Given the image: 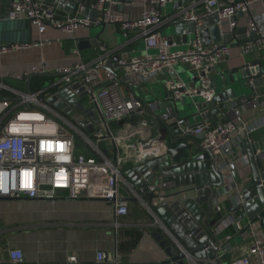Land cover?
Returning <instances> with one entry per match:
<instances>
[{"label": "built area", "instance_id": "obj_1", "mask_svg": "<svg viewBox=\"0 0 264 264\" xmlns=\"http://www.w3.org/2000/svg\"><path fill=\"white\" fill-rule=\"evenodd\" d=\"M90 1L93 3L89 4ZM169 1L139 0L144 7L143 13L138 19L125 20L114 10L117 0H85L73 14L67 16H61L57 7L44 0H11L5 21L31 22L40 35L46 34L49 29L74 34L80 29L102 24H120L127 41L133 36L145 41L146 52L140 56L121 57L119 68L115 70L117 75L105 71V62L99 57L94 62H82L63 69H52L43 62L40 69L14 79L21 84L20 87L0 79V89L9 94L0 98V198H26L51 203H56L62 197L72 200L116 198V216L126 217L130 213L129 202L119 203L118 190L124 184L132 189L125 174L129 169L136 170L142 163V149L137 148L136 144L140 143L143 147L153 145L160 128L148 123L146 115L159 108L163 110L166 107L162 105L163 102L170 105V102L179 103L187 98H200L201 104L193 102L198 115L218 109V119L203 120L202 125L183 129V134L193 139L203 135L199 146L216 158L228 187L224 190L225 197L233 200L238 196L226 220L228 224L235 222L239 211H242L239 207L244 204L242 191L248 183L253 182L251 171L248 176L241 177L239 183H235L232 176L233 172L238 173L240 165L250 169L245 138L253 139L257 156L263 151L256 146L254 136L264 129V86L256 88L252 82L264 78V15L255 14L252 6L264 4V0H198L185 7H176L175 4L174 12L166 15L164 8ZM128 3L134 4L133 0H128ZM199 7L203 8L198 10ZM87 10L98 12V18L93 21L86 16ZM215 15L219 19L217 25L222 36L235 33L239 29L240 19H246L248 31L244 43L240 45V56L251 60L241 70L255 71L249 78L252 93L223 103L217 102L218 92L212 88V77L225 80V72L219 67L230 58L231 48L221 44L206 46L201 35L205 21ZM172 21L195 27L186 43L183 40L177 42L176 39L172 44L168 43L164 28L169 26L170 30ZM182 44L188 46L184 49L174 47ZM31 46L30 43L17 42L0 45V56ZM154 50L157 53L151 52ZM180 65L186 66L196 76L195 82L187 84L176 76L175 70ZM33 73H50L53 77L29 94L26 83ZM163 78L167 98L160 101L155 96L156 100H148L149 97L142 100L135 88L145 87ZM74 84H79L85 95H77L72 102H65L59 97V92L71 90ZM53 97H59L58 102L64 101L66 107L75 112L74 115L83 116L86 124L79 125L72 116L50 104L48 100ZM78 102L82 110L75 107ZM85 111L92 113L94 118ZM163 111V119L167 120V110ZM254 112L257 116H247ZM101 116L108 124L110 139L106 138L107 131ZM174 118L178 126L188 121L177 116ZM122 121L123 126H117ZM90 127L94 128L93 132L87 131ZM130 162H133V166L127 169ZM159 190L157 183L150 184L149 191L157 196L147 205L152 216H155L157 208L167 204ZM138 199L145 204L142 197ZM219 200L215 203L216 216L223 214L222 206L217 204ZM153 228L171 235L167 226L158 220ZM262 228L260 222L251 223L249 220L245 227L238 224L239 236L249 244L247 253L225 264H264ZM221 229L220 226L216 233L219 238ZM231 239V236L224 237L221 244L225 245ZM227 251V246L223 247L219 257ZM7 255L10 264L24 263L25 255L21 249L9 248ZM69 260L77 263L78 257L73 256ZM108 261L121 264L118 258L115 260L106 252L97 254L98 263ZM188 261L189 264H198L193 257ZM204 264L216 263L209 261Z\"/></svg>", "mask_w": 264, "mask_h": 264}, {"label": "crops", "instance_id": "obj_2", "mask_svg": "<svg viewBox=\"0 0 264 264\" xmlns=\"http://www.w3.org/2000/svg\"><path fill=\"white\" fill-rule=\"evenodd\" d=\"M84 1L78 3L77 0H69L68 2L76 5L75 12ZM10 3L11 0H0V23H2L3 17L7 15ZM92 3L93 1H90L89 4ZM133 3L132 5L128 3V0H117L114 10L125 20L138 19L143 13L144 7L139 0H133ZM202 8L199 7L198 10ZM252 9L255 14L264 15V4L256 3ZM174 10L175 0H170L164 8V13L170 15ZM73 13L59 10L61 16ZM169 28V26L165 27L164 31L168 33ZM239 28H247V21L243 17L240 19ZM35 32V40L32 39L31 34L30 42H28L33 46L0 56V79L4 80L5 83L20 87L21 84L14 79L25 73H31L34 69H40L43 62H46L52 69L72 68L78 63L94 62L101 57L105 48H108L110 52H115L120 57L140 56L146 52L145 41L137 36H133L127 41L120 24H102L88 29H80L74 34H65L53 29H49L44 35H40L36 29ZM162 34L165 35L163 31ZM96 37L100 43L99 47L92 46L84 51L78 49L79 41ZM6 38L7 41L0 42V45L15 43L11 33ZM187 46L182 44L174 47L184 49ZM151 52L157 53V50ZM250 60V58L242 59L240 46L233 47L230 58L219 67V70L228 73L242 69ZM175 71L177 75L171 74L170 76L176 75L183 80L185 67L180 65ZM189 74L190 83L195 82L196 76L190 72ZM164 78L145 85V93L154 95L150 96L148 100H156L157 98L160 101L164 100ZM142 92L144 93V91ZM163 103L162 105L166 106L164 109L167 110L170 106L169 103ZM194 109L196 107L193 102L189 104L184 101L179 102L175 116L192 121ZM163 110L159 108L149 111L146 115L147 122L156 128L160 127L164 120L165 112ZM247 116L253 118L257 116V113H249ZM254 139L256 146L264 151V129H261L254 136ZM195 140L198 144L202 141V139L197 138ZM132 163H127V169L133 166ZM250 171L251 169L240 165L238 174L244 178L249 175ZM158 181L159 194L164 196L167 202V196L177 192L178 189L173 187L169 180ZM118 196L133 200L129 202V215L123 218L116 216L113 202L100 199L72 200L62 197L56 203H51L45 200L0 198V264H10L7 255L9 248L21 249L24 252L23 264H109L113 262L98 263L97 254L103 251L114 258L116 247L118 248V260L121 264H156L165 259L164 251L153 236L155 232L159 231L153 228L156 220L167 226L164 218L156 211L154 212L155 216H152L147 207L151 202L133 188L131 189L129 185H122L118 190ZM138 197H142L145 204ZM217 204L223 208V214L216 216L215 219L216 223L223 220L220 225L223 230L221 229L219 244L221 245L224 237H232L230 241L226 242L228 251L219 257L221 262L225 264L226 261L247 253L249 244L244 243L239 236L238 224L245 227L248 220L243 219L244 213L239 211L235 222L228 224L225 218L228 217L235 201H230L224 197ZM167 228L171 233L170 228L168 226ZM125 230H139L142 232V237L134 251L129 254H120L119 243L122 239L120 232ZM262 235L264 237V227L262 228ZM73 256L78 257L77 263L70 262L69 259ZM207 262L209 263V260H204V263Z\"/></svg>", "mask_w": 264, "mask_h": 264}, {"label": "water", "instance_id": "obj_3", "mask_svg": "<svg viewBox=\"0 0 264 264\" xmlns=\"http://www.w3.org/2000/svg\"><path fill=\"white\" fill-rule=\"evenodd\" d=\"M46 3L57 7L59 10H65L69 13H73L76 5L74 3L66 2V0H44ZM82 0H77L80 3ZM198 0H175L176 7H185ZM93 21H95L99 13L91 12L87 10L85 13ZM6 16L3 17L2 23H0V42L7 41V36L12 34V40L17 43L30 42V35L33 32L31 22L21 21H5ZM219 19L217 15L208 18L204 26L201 27V35L203 43L206 46L212 44H221L226 47H239L244 43L245 34L247 28L237 29L235 33L226 34L222 36L221 30L217 25ZM195 31L194 26L184 25L177 21H172L171 30L168 31V43L172 44L174 39L177 42L180 40L187 42L188 38ZM4 34V35H3ZM4 36V38H3ZM10 40V37H8ZM242 42H240V41ZM99 47L100 43L98 37L90 40L79 41L78 49L84 51L90 47ZM101 60L105 62L103 69L108 73L117 75L115 72L119 68L118 62L120 56L115 52H110L108 48L104 49L101 55ZM253 69L243 71L237 69L231 73H223L225 80L219 84L216 78L212 77V88L218 92L217 102L223 103L229 99L239 98L241 92L236 86L237 83H242L244 88L253 90V87L259 88L264 86V78H257L252 82L249 78L254 75ZM35 77L51 78L52 74H30L27 80V92L32 93V80ZM138 94L142 96V100L150 97L148 93H143L144 86H138L135 88ZM250 93V94H251ZM77 95H85V91L79 84H74L71 90H61L59 97H62L65 102H72V99ZM244 95H247L244 93ZM168 94L165 92L164 97L167 98ZM59 97H53L48 100L50 104L68 116H72L79 125L86 124V120L81 115H74V111L69 110L66 107V103L58 102ZM188 102L187 100L184 101ZM192 102L201 104L202 100L195 99ZM191 102V103H192ZM178 102H170V106L167 109V120L162 121V124L158 130L157 141L153 145H144V147L137 143L136 147L142 149L140 158L142 163L136 170L129 169L126 171V177L131 187L139 194H142L144 198L152 202L156 199V195L149 191V186L154 181L159 184L158 180L166 179L171 182V185L178 189L177 192L167 196V204L162 205L155 211L164 218L167 226L171 230V235L159 230L154 233L155 239L160 244L164 254L166 256L160 262L156 264H189L188 259L190 257L196 258L198 264H204V260L215 262L216 264H223L219 258L221 251L225 245H220V238L216 235L217 229L222 224V221L215 222V203L219 199L225 197L224 190H227V184L220 173L217 160L210 151L203 150L198 142L192 137L185 136L183 129L195 128L198 125L203 124V120L217 121L218 109L213 110L211 113L202 115L196 118V121L188 120L186 124L178 126L175 114L178 111ZM209 106L213 107V104ZM75 107L82 110V105L78 102ZM89 116L93 117L92 113L85 111ZM94 118V117H93ZM102 124L104 125L107 134L106 138H111V133L108 128V124L105 119L100 117ZM98 123V120H96ZM124 121L118 122L117 126H123ZM88 132H93L94 128H87ZM203 135L197 137L202 139ZM253 139L249 137L245 138V148L249 158V164L251 173L253 176V182L248 183L242 191L244 198V204L240 206V210L243 211V219L249 220L251 223L260 222L264 227V166H262V159H264V151L261 155H256L255 146L252 144ZM232 176L235 183L241 181V177L237 172H233ZM235 183L233 186L235 187ZM30 200L26 198H17ZM16 199V200H17ZM230 200V198H228ZM87 200H99V199H87ZM106 200V199H100ZM234 201L238 200V196L233 198ZM106 201L116 204L117 199H109ZM133 201L132 199L120 198L119 203H125ZM232 201V200H230ZM227 220V218H225ZM118 258V248L116 247L114 252V259ZM109 264H117L115 262Z\"/></svg>", "mask_w": 264, "mask_h": 264}, {"label": "trees", "instance_id": "obj_4", "mask_svg": "<svg viewBox=\"0 0 264 264\" xmlns=\"http://www.w3.org/2000/svg\"><path fill=\"white\" fill-rule=\"evenodd\" d=\"M51 78H45V77H36L32 80V90H35L37 87H39L42 83H45L46 81L50 80ZM9 94L6 91H3L0 89V98L7 97ZM121 240L119 243V252L120 254H129L130 252L134 251L139 241L142 237V232L139 230H125L121 231Z\"/></svg>", "mask_w": 264, "mask_h": 264}, {"label": "rangeland", "instance_id": "obj_5", "mask_svg": "<svg viewBox=\"0 0 264 264\" xmlns=\"http://www.w3.org/2000/svg\"><path fill=\"white\" fill-rule=\"evenodd\" d=\"M35 29H33V32H32V39L33 40H35L34 38H35ZM191 38V37H190ZM185 67V69H186V71L184 72V74H183V80L187 83V84H190V82H191V78H190V74H189V71H188V68L186 67V66H184ZM191 76H192V74H191ZM217 83L219 84V89H221V84L223 83V80L221 79V77H218L217 79ZM47 82V81H46ZM236 86L237 87H239L238 88V90H239V93L241 92V95H244V93L245 94H247V95H249L250 93H251V90L249 89V88H244L243 86H242V83H237L236 84ZM164 89V88H163ZM196 99H199V100H202V99H200V98H196ZM188 102H186V104H189L190 102H192L193 100H191V99H189V98H187L186 99ZM194 111V117H193V121H196V116L198 115V112L196 111V109H194L193 110Z\"/></svg>", "mask_w": 264, "mask_h": 264}]
</instances>
